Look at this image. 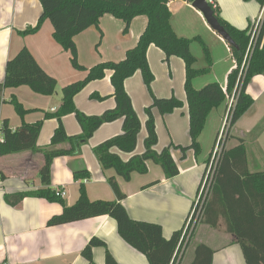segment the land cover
<instances>
[{
	"label": "crops",
	"instance_id": "1",
	"mask_svg": "<svg viewBox=\"0 0 264 264\" xmlns=\"http://www.w3.org/2000/svg\"><path fill=\"white\" fill-rule=\"evenodd\" d=\"M213 1L219 9L221 19L238 30L251 28L263 10L255 0ZM168 7L172 13L171 25L177 36L189 40L200 38V41L191 43L192 53L197 60L196 69L208 68L202 43L208 47L213 61L210 72L194 80L195 89L201 90L208 84L218 83L226 91L228 77L236 67L231 45L210 27L204 20L203 14L192 3L187 0H172ZM42 11L39 0H0V84L5 79L7 62L24 47L30 50L39 65L58 82L57 92L52 96L36 94L27 86L4 90L0 106V126L3 121L8 120L10 128L16 130L23 123L35 124L44 120L38 147L45 149L49 146L58 125L56 119H47L45 115L56 113L62 106L63 88L83 80L88 72H80L72 67L71 53L55 41L54 27L50 21H46L35 35L23 37L19 34L28 27L35 26ZM147 24L148 20L145 16L137 17L132 23L129 34H124L122 21L110 15L104 16L99 28H90L75 38L82 65L90 69L93 66L91 62L96 64L103 60L123 61L127 52L137 45ZM101 35L103 40L100 44L102 46L101 53L99 52L100 58L96 53L92 57L91 51L86 57L87 63H83L80 48L95 43ZM164 57V53L159 48L155 46L149 48V65L156 75L153 83L154 94L158 98L176 96L184 102V107L164 117L158 112L155 113L159 136L156 147L158 152L169 143L185 147L190 144L189 111L186 94L183 92L185 67L183 61L172 57L169 60V67L161 64L164 70L159 74L154 60L157 58L161 63ZM141 79L139 74H135L125 83L133 106L144 123L138 138L137 154L144 151V140L147 135L144 128L147 117L145 119L143 109L151 104V98L146 94ZM113 92L111 74L107 73L104 79L90 83L78 94L75 97V105L87 115H101L106 110L115 108ZM93 94L105 99L93 100L91 99ZM247 94L254 100V104L232 128V138L228 140L227 149L231 150L239 146L240 140H244L250 173H264L263 75L253 78L247 88ZM13 98L30 111L23 119L11 104ZM229 103L230 99L227 98L221 106L210 113L199 138L201 146L199 158L195 157L192 150L185 154V158L180 150H172L173 158L179 168L178 176L167 179L161 167L149 164L147 175L134 174L130 182L119 178L121 190L126 195L123 205L131 219L161 226L163 236L167 240L182 230L198 195L219 130L225 121ZM63 124L68 135L82 134L81 126L74 115L65 116ZM122 125V121L103 125L88 144L82 147L83 150L81 149L79 154L56 158L53 161L51 188L66 189L64 205L73 206L78 201L81 182L74 178V173L85 170L90 174V179L85 185L91 201L117 200L107 181L108 178L116 176V173L113 170L102 169L93 149L120 134ZM120 155L124 160L130 157L129 154L120 153ZM44 162L43 153L31 150L0 156V264H88L82 252L94 237L107 245L117 264H150L146 255L135 250L120 236L117 222L108 216L49 227V220L63 212L61 203L27 197L17 207L7 204L6 194L31 193L45 188L39 174ZM192 242L194 248L189 255L187 251L183 264H191L194 261L196 247L201 244L215 251L213 264H247L242 246L236 236L228 232L227 225L222 219L217 228L203 223L198 224L191 244ZM93 257L96 264H106V249L94 248Z\"/></svg>",
	"mask_w": 264,
	"mask_h": 264
},
{
	"label": "trees",
	"instance_id": "2",
	"mask_svg": "<svg viewBox=\"0 0 264 264\" xmlns=\"http://www.w3.org/2000/svg\"><path fill=\"white\" fill-rule=\"evenodd\" d=\"M170 1L172 0H39L43 11L37 24L19 34L23 37L35 35L46 21H50L54 27L55 41L71 53L72 67L77 71H87L88 75L85 79L64 87L60 109L54 114L45 115V118H53L58 122L47 148L38 147L44 120L35 124L23 123L16 130L10 128L8 120L3 121L0 126L3 137V141H0V156L31 150L41 152L45 157L44 165L39 173L45 188L31 193L6 194L7 204L17 207L27 197H38L50 202L61 203L63 212L49 220V227L108 216L117 222L120 236L135 250L146 255L150 264H183L196 230L192 232L186 250L181 256L183 246L187 243L188 235L184 236V230L187 227L189 216L182 230L167 240L163 236L161 226L130 218L123 205L126 195L121 190L119 178L130 182L134 174L147 175L149 164L161 167L167 179L178 176L179 168L173 158L172 150H180L183 158L190 150L194 151L196 156L200 155L199 138L210 113L221 106L227 98L234 97V107L229 119V122L231 121L230 130L226 138V141L230 140L232 128L254 104V100L247 94L249 84L256 76H264V18L261 21L256 43L250 51V59L243 68L255 24L246 30L235 29L221 19L216 3L206 0L234 42V46L230 47L236 67L228 77L226 91L218 83L208 84L201 90L194 89L192 80L211 70L210 52L208 47L202 43L208 68L195 70L196 59L191 52L193 40L181 38L173 30L172 13L168 7ZM187 1L193 4L195 0ZM255 1L262 8L264 7V0ZM106 15L124 23V34H129L132 23L137 17L145 16L148 24L137 45L127 52L123 61L104 62L87 69L79 63V51L75 38L90 28H99L101 19ZM195 40H200V38ZM151 46L159 48L164 53L166 62H169L172 57L180 58L185 62L190 144L185 147L171 143L160 152L156 150L159 138L153 111L157 110L161 115L166 116L176 109L183 108L184 102L175 96L158 98L151 93L152 102L145 110L147 135L144 140V151L137 154V143L142 124L125 83L137 72H141L144 84L151 92V85L155 79L148 61V50ZM107 73L111 74L115 108L106 110L101 115H87L81 112L75 105V97L90 83L104 79ZM22 86H27L36 94L43 96L54 95L58 88L57 79L39 65L26 47L7 62L5 79L0 84V106L4 90ZM91 99L103 101L105 98L93 94ZM11 104L22 119L30 112L16 98L11 100ZM67 115L75 116L82 129L81 135L67 134L63 124V118ZM116 121L123 123L121 133L96 146L93 152L103 170L115 171L116 176L108 178L107 181L117 200L91 201L87 187L83 183L84 180L90 179V174L85 170L74 173V178L81 182L78 201L73 206L64 205V200L57 197L55 189L51 188L53 161L56 158L79 154L82 147L93 138L99 128ZM120 153L129 154V159L124 160ZM209 162L210 160L208 165ZM221 219L225 221L228 232L235 235L242 246L246 263L264 264V173H250L247 147L242 139L239 146L231 150L225 146L223 149L210 194L203 208L201 223L217 228ZM96 247L106 249V264H117L107 245L97 237L92 238L82 252L88 264H96L93 257V250ZM214 254L215 251L210 247L204 244L198 245L195 250V259L191 264H213Z\"/></svg>",
	"mask_w": 264,
	"mask_h": 264
},
{
	"label": "built area",
	"instance_id": "3",
	"mask_svg": "<svg viewBox=\"0 0 264 264\" xmlns=\"http://www.w3.org/2000/svg\"><path fill=\"white\" fill-rule=\"evenodd\" d=\"M209 1H210V3H213V0H209ZM263 18H264V7H263V10L261 12V15L259 16V19L255 23V26L253 28L251 45L249 48V52H248L247 56L245 57L243 68L246 65V63L248 62V60L250 59V55H251L250 51L252 49L253 44L256 43V40L258 38V34L260 32V27H261V21L263 20ZM233 107H234V97H232L230 99V103H229V106L227 109V114H226L225 121H224V123H225L224 128H223L222 132L219 133V136L217 138V142H216L215 147L213 149L209 165L207 167V170H206L205 175H204L203 180H202L201 187L199 189V194L196 197L195 204L193 205L191 212H190V215H189V218H188L187 227L184 230V236L188 235V238H187V243L183 246L181 256H183V253L186 250V246L188 244V241L191 238L190 236H191L192 232L195 231L198 224L201 223V220L203 217V208H204L205 202L207 201V198L210 194V191H211V188L213 185V181H214V175H215L216 169L219 165V162L221 159V154H222L223 149L225 147V146H222V143L224 141H226L227 134L230 130L231 121L229 122V119L231 118ZM0 141L1 142L3 141V137L1 135V132H0ZM83 182L85 184L88 182V180H84ZM55 193H56V196L61 198V199H64L67 196V191L64 188L55 189Z\"/></svg>",
	"mask_w": 264,
	"mask_h": 264
},
{
	"label": "rangeland",
	"instance_id": "4",
	"mask_svg": "<svg viewBox=\"0 0 264 264\" xmlns=\"http://www.w3.org/2000/svg\"><path fill=\"white\" fill-rule=\"evenodd\" d=\"M205 20V19H204ZM102 40H103V35H101L100 37H99V39L95 42V43H91V44H94L93 46H91V44H86L85 46H83L82 48H80V51H81V55L83 56V63L85 62V63H87V61H86V57H88L89 56V54L91 53V51H92V54H91V56L92 57H94L95 55V53L99 56V58H100V54H99V52L101 53V47L102 46H100V44H101V42H102ZM193 41H197V40H193ZM198 41H200V40H198ZM205 44V43H204ZM78 47V46H77ZM202 49H203V46H202ZM79 51V50H78ZM191 52H192V50H191ZM193 54V53H192ZM194 56V55H193ZM195 57V56H194ZM180 59V58H179ZM196 59V58H195ZM206 59V58H205ZM181 61H183L182 59H180ZM212 60V59H211ZM156 61V62H155ZM104 62H109V61H104L103 60V62H97L96 64H95V62H91V63H93V66H91V68H93L94 66H96V65H98V64H102V63H104ZM152 62H153V60H152ZM79 63L82 65V63H81V59H80V57H79ZM170 62H166L165 61V57H164V59H162V61H161V63H159V59H155L154 60V65H155V67L157 68V72L160 74L161 73V70H164V68L162 67V65L161 64H163V65H166L167 67H169L170 66V64H169ZM196 63H197V60H196V62H195V64H194V69L195 70H197L196 69ZM206 63H207V61H206ZM183 64H184V67H185V79H184V86H183V92H184V94H186V91H185V82H186V65H185V62L183 61ZM212 66H213V61H212ZM85 68L87 67L88 68V66H84ZM162 67V68H161ZM207 67H208V63H207ZM90 68V69H91ZM150 69H151V67H150ZM151 71H152V73H153V75H154V77H155V79H154V81H153V83L155 82V80H156V75H155V73H154V71L151 69ZM80 72H82V71H80ZM84 72H86V71H84ZM170 73H171V69H170V72H169V75H170ZM137 74H139L140 76H141V81H142V84L144 85V87H145V89H146V94L148 95V96H150V98H151V102H152V95H151V93H153L154 94V90H153V83H152V85H151V92L147 89V87L145 86V84H144V81H143V77H142V74H141V72H137L136 73V75ZM208 74V73H207ZM207 74H205V75H207ZM88 75V74H87ZM86 78V77H85ZM84 78V79H85ZM197 78V77H196ZM196 78H194L193 80H192V86H193V88L195 89V87H194V85H193V82H194V80L196 79ZM155 95V94H154ZM186 96V95H185ZM176 97V96H175ZM177 98V97H176ZM180 100V99H179ZM145 110H146V108H145ZM145 110L143 109V113H144V115H145V119H146V112H145ZM177 110V109H176ZM180 110V109H179ZM136 111V110H135ZM156 112H158L157 110H154L153 111V114H154V118H155V113ZM175 112V111H174ZM137 113V112H136ZM159 113V112H158ZM160 114V113H159ZM172 114V113H171ZM137 115H138V113H137ZM161 115V114H160ZM170 115V114H169ZM139 116V115H138ZM161 116H163V115H161ZM164 117V116H163ZM139 119H140V121H141V118L139 117ZM146 121V120H145ZM155 123H156V118H155ZM141 124L142 125H144V123H142V121H141ZM224 124L225 123H223V126H222V128L219 130V133L220 132H222V130H223V128H224ZM156 127H157V123H156ZM145 128V131H146V126L144 127ZM142 129H143V126H142ZM142 129H141V132H142ZM141 132H140V134H141ZM146 133H147V131H146ZM140 134H139V136H140ZM158 134V133H157ZM228 134H229V132H228ZM228 134H227V136H228ZM158 138H159V136H158ZM227 138V137H226ZM227 143H228V141H224L223 143H222V146H227ZM88 144V143H87ZM170 145V143L169 144H167V146L166 147H168ZM84 147H85V145H84ZM83 147V148H84ZM163 149V148H162ZM83 150V149H82ZM94 150V149H93ZM175 150V149H174ZM79 152H81V151H79ZM213 152V151H212ZM183 154V153H182ZM201 156V153H200V155H198V156H195L196 158H199ZM177 161H178V158H177ZM179 162V161H178ZM138 176H143V175H138ZM193 248H194V242H192V244L190 245V247H189V250H188V255L189 254H191V252H192V250H193Z\"/></svg>",
	"mask_w": 264,
	"mask_h": 264
},
{
	"label": "water",
	"instance_id": "5",
	"mask_svg": "<svg viewBox=\"0 0 264 264\" xmlns=\"http://www.w3.org/2000/svg\"><path fill=\"white\" fill-rule=\"evenodd\" d=\"M193 6L203 14L205 20L213 30H215L220 36H222L223 39L229 43V45L234 46V42L231 39L230 35L220 24L215 16L214 11L206 0H195L193 2Z\"/></svg>",
	"mask_w": 264,
	"mask_h": 264
}]
</instances>
